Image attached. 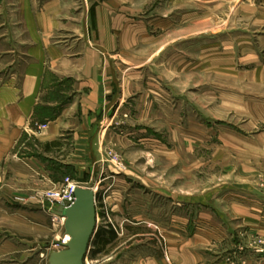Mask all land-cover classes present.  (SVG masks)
<instances>
[{
	"label": "crops",
	"instance_id": "obj_1",
	"mask_svg": "<svg viewBox=\"0 0 264 264\" xmlns=\"http://www.w3.org/2000/svg\"><path fill=\"white\" fill-rule=\"evenodd\" d=\"M223 16L241 25L217 30ZM250 24L264 38V0H0V264H50L43 194L67 176L97 182L112 213L85 264H264L249 250L264 237L258 189L190 194L132 167L169 112L153 70L199 67L197 38L223 31L251 59Z\"/></svg>",
	"mask_w": 264,
	"mask_h": 264
},
{
	"label": "rangeland",
	"instance_id": "obj_2",
	"mask_svg": "<svg viewBox=\"0 0 264 264\" xmlns=\"http://www.w3.org/2000/svg\"><path fill=\"white\" fill-rule=\"evenodd\" d=\"M235 25H241L240 18L225 24L223 16L217 30ZM261 34L262 29L248 26L251 59L242 54L236 32L229 37L223 31L197 38L194 55L200 58L199 67L184 73L171 70L174 72L168 76L164 69L153 70L170 98L169 112H165L166 117L157 116L153 123L152 140L158 144L148 149L137 146L132 167L138 174L152 184L196 195L239 188L258 189L264 194V38L257 37ZM229 39L232 41L226 45L224 41ZM105 155L110 163L114 159L122 170H128L115 149L107 148ZM82 183L96 189L97 222H103V193L89 178ZM110 217L112 220L111 211ZM50 220L52 238L48 245H42L45 257L51 250L61 249L59 243L65 235L61 219ZM153 237L165 242L159 229ZM249 250L264 254V237L252 239ZM229 262L237 264L235 259Z\"/></svg>",
	"mask_w": 264,
	"mask_h": 264
},
{
	"label": "water",
	"instance_id": "obj_3",
	"mask_svg": "<svg viewBox=\"0 0 264 264\" xmlns=\"http://www.w3.org/2000/svg\"><path fill=\"white\" fill-rule=\"evenodd\" d=\"M75 197L73 204L59 208L65 217V233L70 239L64 248L50 253V264H85L97 228L96 192L92 187L79 186Z\"/></svg>",
	"mask_w": 264,
	"mask_h": 264
},
{
	"label": "built area",
	"instance_id": "obj_4",
	"mask_svg": "<svg viewBox=\"0 0 264 264\" xmlns=\"http://www.w3.org/2000/svg\"><path fill=\"white\" fill-rule=\"evenodd\" d=\"M47 127V124H42L39 126V129H44ZM114 165H117V161L112 159ZM85 186L84 183L73 179L70 176L64 178V180L56 185L55 187L48 189L44 192L43 197L46 202L49 203L50 207L48 211L50 212L53 219L56 221L57 218L61 219L62 225H64L65 217L62 212L59 210L61 206L68 207L75 201V191L77 187ZM95 190V189H94ZM96 192V190H95ZM101 211L103 212L104 217L111 222L110 210L107 206V203L103 200L101 202ZM112 223V222H111ZM66 234L62 238V242L59 243L60 248H64V244L68 242L66 240ZM44 255V254H43Z\"/></svg>",
	"mask_w": 264,
	"mask_h": 264
},
{
	"label": "trees",
	"instance_id": "obj_5",
	"mask_svg": "<svg viewBox=\"0 0 264 264\" xmlns=\"http://www.w3.org/2000/svg\"><path fill=\"white\" fill-rule=\"evenodd\" d=\"M100 231H101V230H99V231L97 232V234H96V238H95V240H94V244H96V243L98 242L97 240H98V236H99V234H100ZM110 234H112V235H110V237L113 238V236H114V230H113V229H111ZM95 251H97V250H94L93 253H95ZM98 251H100V250H98ZM98 251H97V252H98Z\"/></svg>",
	"mask_w": 264,
	"mask_h": 264
},
{
	"label": "bare ground",
	"instance_id": "obj_6",
	"mask_svg": "<svg viewBox=\"0 0 264 264\" xmlns=\"http://www.w3.org/2000/svg\"><path fill=\"white\" fill-rule=\"evenodd\" d=\"M86 186V185H85ZM86 187H88V186H86ZM93 188V187H92ZM94 189V188H93ZM66 234V233H65ZM66 240L68 241L69 239H70V236L68 235V234H66Z\"/></svg>",
	"mask_w": 264,
	"mask_h": 264
}]
</instances>
